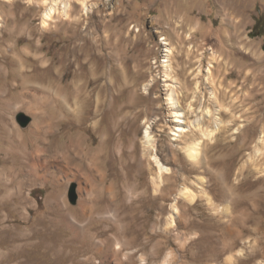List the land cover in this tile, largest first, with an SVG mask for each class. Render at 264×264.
<instances>
[{"label":"rangeland","instance_id":"rangeland-1","mask_svg":"<svg viewBox=\"0 0 264 264\" xmlns=\"http://www.w3.org/2000/svg\"><path fill=\"white\" fill-rule=\"evenodd\" d=\"M47 1L0 0V264H264V0Z\"/></svg>","mask_w":264,"mask_h":264},{"label":"bare ground","instance_id":"bare-ground-1","mask_svg":"<svg viewBox=\"0 0 264 264\" xmlns=\"http://www.w3.org/2000/svg\"><path fill=\"white\" fill-rule=\"evenodd\" d=\"M83 3V6H84V10H85V13H88L89 10H90V6L88 4V2L86 0H83L82 1ZM47 4H49V7L47 9V11L45 12L44 14V23L45 24H48L49 21L52 20L53 16L57 14L58 12V6L59 4H62V8H63V13L67 16L68 15V12H69V8H70V0H53L52 2H48L47 1ZM173 17V16H172ZM171 17V18H172ZM186 20V18H183V20ZM184 20V21H185ZM191 21V20H190ZM175 23V22H174ZM180 26V25H179ZM178 26V27H179ZM178 38V37H177ZM166 40V43L165 45L166 46H170V42ZM179 42L182 43L184 42L187 43L189 40H185L184 38H178ZM180 53L181 52H184L185 51V45H181V48H180ZM166 53H167V58L168 60H165V61H162V67H163V73H164V77H166V81H171L172 80V83H170L171 85H168L169 88L167 89V103L169 106H171L173 109V113H174V120H173V123H174V126L175 128L173 129V136L177 137V138H181L183 137L187 131H189V129L187 128V122H186V118H185V113L183 112L182 108L180 107L181 103H180V100L179 98H177L176 96V90H177V87H178V81L176 78H174L173 76V71H174V63H175V60H179L178 62H176V65H178V63L180 64L181 62V59L182 57L185 55V53L183 54V56H181L179 53H176L174 51V49L172 47H168L167 50H166ZM193 51H190L188 50V55H189V58L191 57ZM191 62V59H189L187 62ZM201 62V61H200ZM196 63V62H195ZM193 64V63H192ZM192 66V65H191ZM189 69V68H188ZM187 73V69L183 68V70L181 71V74L184 75ZM193 73V72H192ZM212 73L211 69H208V76L207 77V83L208 80L210 79V74ZM190 76V74H189ZM197 77V76H196ZM202 78V77H201ZM174 80V81H173ZM192 81V80H191ZM194 82V81H193ZM211 82H213V80H211ZM189 83V81H188ZM192 84V83H191ZM213 84V83H212ZM187 85V84H185ZM189 85V84H188ZM211 85V84H210ZM148 86H151V85H148ZM167 86V87H168ZM147 87V86H146ZM186 86H184L183 88H185ZM182 88V87H180ZM187 88V87H186ZM201 88V87H200ZM149 89V88H147ZM200 89L199 87H196V92H198ZM190 91V90H189ZM188 91V92H189ZM193 92V91H192ZM187 95V94H186ZM187 97V96H186ZM197 97L198 96H194L190 105L189 106H194L196 104V101H197ZM199 98V97H198ZM182 100V99H181ZM183 100H184V97H183ZM187 100V99H186ZM185 100V101H186ZM183 102V101H182ZM198 103V102H197ZM106 108V107H105ZM193 109V108H192ZM194 111V110H193ZM107 111L105 110L104 111V114H106ZM113 113V112H112ZM114 114V113H113ZM116 114V113H115ZM211 115V112L210 111H207V113H205L204 116H210ZM203 116V117H204ZM115 117V116H114ZM201 117H197L196 121H195V130L196 131H200L203 135V137L205 138H208V137H211L213 134H214V131L215 130H204L203 129V126H202V121H201ZM216 124H217V127H219L218 125L220 124L219 121V117H216ZM222 123V122H221ZM121 124V123H120ZM136 124V121H133V123H131L128 127V129H133V126ZM152 132H151V127L149 126L146 131H145V135L143 137V140H144V144L146 146V148H148V150H154V138L152 136ZM263 142V141H262ZM105 144V143H104ZM260 144V143H259ZM200 146H201V141H196V142H193L192 144L188 145L187 146V151H188V155L189 157L192 158V160L196 159L197 160V157H199L200 155ZM260 150V149H259ZM260 152V151H259ZM152 157L155 161V163L158 165L159 167V171H160V174H163V173H170V169L163 165L162 162L159 160L158 156H157V153H153L152 154ZM181 193L183 195H186L187 193H189L187 190H183L181 191ZM192 199V198H191ZM175 210L177 211V209L175 208ZM69 256V255H68Z\"/></svg>","mask_w":264,"mask_h":264},{"label":"water","instance_id":"water-1","mask_svg":"<svg viewBox=\"0 0 264 264\" xmlns=\"http://www.w3.org/2000/svg\"><path fill=\"white\" fill-rule=\"evenodd\" d=\"M18 121L19 123L22 125V126H26L29 122H30V118L25 116L24 114H21L19 117H18ZM75 194L74 192L71 194V198L72 200L75 198Z\"/></svg>","mask_w":264,"mask_h":264},{"label":"trees","instance_id":"trees-1","mask_svg":"<svg viewBox=\"0 0 264 264\" xmlns=\"http://www.w3.org/2000/svg\"><path fill=\"white\" fill-rule=\"evenodd\" d=\"M258 28V23L255 25V30ZM261 34V33H260ZM259 33H258V36L260 35Z\"/></svg>","mask_w":264,"mask_h":264}]
</instances>
